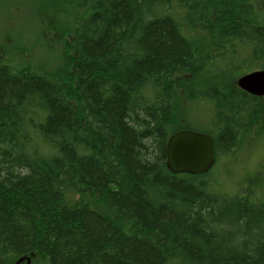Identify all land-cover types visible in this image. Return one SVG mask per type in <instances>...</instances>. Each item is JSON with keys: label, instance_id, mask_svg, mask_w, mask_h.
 <instances>
[{"label": "trees", "instance_id": "obj_1", "mask_svg": "<svg viewBox=\"0 0 264 264\" xmlns=\"http://www.w3.org/2000/svg\"><path fill=\"white\" fill-rule=\"evenodd\" d=\"M50 6L49 68L0 37V264H264L259 177L231 192L166 165L181 130L211 135L216 163L264 133V97L236 83L264 69L256 3ZM199 107L211 128L194 127Z\"/></svg>", "mask_w": 264, "mask_h": 264}, {"label": "rangeland", "instance_id": "obj_2", "mask_svg": "<svg viewBox=\"0 0 264 264\" xmlns=\"http://www.w3.org/2000/svg\"><path fill=\"white\" fill-rule=\"evenodd\" d=\"M252 1L256 3L264 20V0ZM50 5L56 6V0H0V37L5 36L6 42L12 47H20L15 56L17 64L27 61L40 63L49 68L53 54L60 48V43L57 41L59 37L57 32H54L57 15ZM42 6L49 7L41 11L48 23V31L51 29V36L48 39L45 38V30L39 19ZM47 41L49 44L46 43ZM201 109H198L194 116L196 118L193 120L194 127L211 128V121L206 119L210 110ZM211 171L216 182H219L225 191L231 192L243 186L246 178L257 175L262 182L261 189L264 193V133L254 134L248 141L245 138L240 139L238 147L230 155H222ZM21 264H27V261L24 260Z\"/></svg>", "mask_w": 264, "mask_h": 264}, {"label": "water", "instance_id": "obj_3", "mask_svg": "<svg viewBox=\"0 0 264 264\" xmlns=\"http://www.w3.org/2000/svg\"><path fill=\"white\" fill-rule=\"evenodd\" d=\"M237 86L244 92L264 97V69L252 71L237 80ZM168 170L173 174L200 175L209 173L216 164L215 140L206 133L192 130H181L174 133L166 148ZM31 263V258H21Z\"/></svg>", "mask_w": 264, "mask_h": 264}, {"label": "bare ground", "instance_id": "obj_4", "mask_svg": "<svg viewBox=\"0 0 264 264\" xmlns=\"http://www.w3.org/2000/svg\"><path fill=\"white\" fill-rule=\"evenodd\" d=\"M168 169V168H167Z\"/></svg>", "mask_w": 264, "mask_h": 264}]
</instances>
